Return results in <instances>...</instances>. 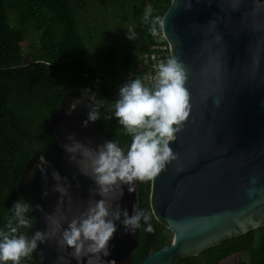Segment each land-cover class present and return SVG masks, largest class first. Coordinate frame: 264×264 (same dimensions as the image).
<instances>
[{
	"label": "water",
	"instance_id": "water-1",
	"mask_svg": "<svg viewBox=\"0 0 264 264\" xmlns=\"http://www.w3.org/2000/svg\"><path fill=\"white\" fill-rule=\"evenodd\" d=\"M161 30L175 87L149 202L172 241L139 264L197 257L264 227V0H171ZM94 108L86 92L68 93L49 118L53 147L19 181L37 264H133L140 183Z\"/></svg>",
	"mask_w": 264,
	"mask_h": 264
},
{
	"label": "trees",
	"instance_id": "trees-1",
	"mask_svg": "<svg viewBox=\"0 0 264 264\" xmlns=\"http://www.w3.org/2000/svg\"><path fill=\"white\" fill-rule=\"evenodd\" d=\"M170 4L0 0V264H37L27 239L34 208L18 184L33 156L53 147L50 115L73 90L94 98V125L118 141L134 163L140 207L133 264L170 246L172 233L154 218L149 197L153 165L169 136L175 78L161 91L152 89L141 99L136 94L144 73L141 56L149 51ZM29 33L41 36L38 52L27 61L19 46ZM248 248L251 263L264 264V227L173 264H224Z\"/></svg>",
	"mask_w": 264,
	"mask_h": 264
},
{
	"label": "built area",
	"instance_id": "built-area-1",
	"mask_svg": "<svg viewBox=\"0 0 264 264\" xmlns=\"http://www.w3.org/2000/svg\"><path fill=\"white\" fill-rule=\"evenodd\" d=\"M144 73L141 88L136 89L139 98L149 95L152 89L161 91L165 84L174 77L170 46L162 30L153 36V43L149 51L141 56Z\"/></svg>",
	"mask_w": 264,
	"mask_h": 264
},
{
	"label": "rangeland",
	"instance_id": "rangeland-1",
	"mask_svg": "<svg viewBox=\"0 0 264 264\" xmlns=\"http://www.w3.org/2000/svg\"><path fill=\"white\" fill-rule=\"evenodd\" d=\"M104 29L101 30L103 33ZM38 36H41L40 33H36ZM34 33L30 34L29 37L20 45V49L26 56V60L29 61L31 56L38 52L39 49V38ZM119 82H114V86H118ZM139 98V97H138ZM141 99V98H139ZM250 249H245L242 253H237L229 258L225 259L224 264H252L250 257Z\"/></svg>",
	"mask_w": 264,
	"mask_h": 264
}]
</instances>
